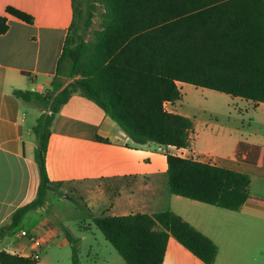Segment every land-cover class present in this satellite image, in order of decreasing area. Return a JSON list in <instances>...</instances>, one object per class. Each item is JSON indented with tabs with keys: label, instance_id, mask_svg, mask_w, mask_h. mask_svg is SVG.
Instances as JSON below:
<instances>
[{
	"label": "trees",
	"instance_id": "trees-1",
	"mask_svg": "<svg viewBox=\"0 0 264 264\" xmlns=\"http://www.w3.org/2000/svg\"><path fill=\"white\" fill-rule=\"evenodd\" d=\"M73 6L74 21L49 89L13 92L41 109L32 128L40 185L7 230L44 206L50 192L62 193L49 178L47 152L53 122L74 95L93 102L136 144L177 149L193 148L196 125L195 118L165 109L166 102L182 100L179 83L264 104V0H73ZM97 16L99 27L93 29ZM9 17L35 20L8 7L0 15V35L8 31ZM67 81L72 82L62 89ZM166 160L172 194L231 211L250 198L247 174L178 155L166 154ZM74 200L126 264H163L170 237L205 264L217 259V245L175 212L94 216ZM60 226L73 264H80V240ZM38 263V255L0 251V264Z\"/></svg>",
	"mask_w": 264,
	"mask_h": 264
},
{
	"label": "crops",
	"instance_id": "crops-1",
	"mask_svg": "<svg viewBox=\"0 0 264 264\" xmlns=\"http://www.w3.org/2000/svg\"><path fill=\"white\" fill-rule=\"evenodd\" d=\"M8 7L35 20L29 24L9 17L8 31L0 35V251L31 257L50 247L65 249L70 242L60 226L66 227L64 219L48 215V196L53 192L44 206L21 221L32 215L30 229L16 231L21 223L13 230L5 228L14 212L36 198L40 185L32 133L40 113L28 110L32 104L13 92L43 93L49 89L74 21V6L73 0H0V15H5ZM183 85L186 83H179L181 91ZM246 102L255 108L263 105ZM51 132L47 171L50 180L60 184L61 199L69 198L71 192L97 216L172 211L217 245L214 264H264V149H254L253 154L252 150L230 152L229 157L221 158L222 163H211L251 179L250 198L239 211H231L170 192L166 154L188 157L179 151L191 149L158 145V152L152 150L153 143L138 145L98 106L80 95H74L57 114ZM196 147L197 143L192 149ZM254 181L257 188H253ZM22 231L36 236L42 245L21 237ZM163 264L205 263L170 237Z\"/></svg>",
	"mask_w": 264,
	"mask_h": 264
},
{
	"label": "rangeland",
	"instance_id": "rangeland-1",
	"mask_svg": "<svg viewBox=\"0 0 264 264\" xmlns=\"http://www.w3.org/2000/svg\"><path fill=\"white\" fill-rule=\"evenodd\" d=\"M84 1V0H79ZM100 19L95 17L93 29L99 27ZM91 38V34L88 35ZM68 82V81H67ZM35 88H32L34 90ZM183 98L174 111L197 118L193 133L195 150L186 152L188 158L193 156L207 161L206 156H211V162L222 163L223 157H229L230 152L249 153L254 149H264V104L262 107H253L245 100L234 98L227 94L207 88H199L191 84L183 85ZM28 107L36 115L41 109L38 105ZM193 144V148H194ZM152 150L158 145L151 146ZM258 183L254 181L253 188ZM63 193L54 192L48 196V215H59L64 219L66 227L73 236L80 240V264H126L115 248L106 240L102 232L95 226L91 216L84 213L75 203L85 205L83 199L69 193V198L61 199ZM97 216V214H93ZM101 216V215H100ZM32 215L21 223L22 228H31ZM57 247V246H56ZM41 264H73L71 246L65 249H44L39 253Z\"/></svg>",
	"mask_w": 264,
	"mask_h": 264
},
{
	"label": "built area",
	"instance_id": "built-area-1",
	"mask_svg": "<svg viewBox=\"0 0 264 264\" xmlns=\"http://www.w3.org/2000/svg\"><path fill=\"white\" fill-rule=\"evenodd\" d=\"M172 104L171 102H166L165 103V109L169 112V110H171V107H172ZM180 152V155H186L184 151H179ZM191 158H194V159H197V160H202V162H206V163H215V162H211L212 160V157L211 156H206L205 158L207 159V161H204L202 158H197L195 156L191 157ZM20 236L21 237H25V238H28L32 243H34L36 246L40 247L42 245V242L40 239H38L36 236L32 235V234H29L27 231H22L20 232Z\"/></svg>",
	"mask_w": 264,
	"mask_h": 264
},
{
	"label": "water",
	"instance_id": "water-1",
	"mask_svg": "<svg viewBox=\"0 0 264 264\" xmlns=\"http://www.w3.org/2000/svg\"><path fill=\"white\" fill-rule=\"evenodd\" d=\"M72 81H68L65 83L64 87L62 89H64L68 84H70Z\"/></svg>",
	"mask_w": 264,
	"mask_h": 264
}]
</instances>
